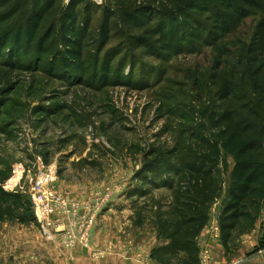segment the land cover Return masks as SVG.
Here are the masks:
<instances>
[{"label": "rangeland", "instance_id": "obj_1", "mask_svg": "<svg viewBox=\"0 0 264 264\" xmlns=\"http://www.w3.org/2000/svg\"><path fill=\"white\" fill-rule=\"evenodd\" d=\"M77 1L81 57L68 67L59 52L66 51L63 34L69 33L63 17L69 0H0V170L10 174V182L21 169L25 176H35L39 167L45 168L56 174L60 191L77 199L112 189V206L98 223L93 242L100 250L111 243L114 250L96 260L91 250H66L48 240L36 222H4L0 264H109L108 258H117L120 264H180L179 258L153 256L167 242L159 241L147 223L143 229L135 225L133 207L138 200V210L149 203L156 211L170 192L154 185L175 177L167 168L183 169L182 159L198 152V140L212 139L208 111L216 108L214 101L209 107L208 80L213 53L197 43L190 49L193 43L184 35L176 42L182 45L172 46L171 53L163 51L160 58L142 52L141 46L160 50V25L176 27L181 34L190 28L199 31L193 21L185 23L168 0ZM51 2L54 9L43 18ZM137 9L143 12L144 23L131 29L121 17ZM260 18L248 19L231 37H251ZM54 24L58 28L54 48L42 56L37 44ZM49 40L45 37L44 45ZM197 84L207 93L203 103ZM147 163L157 167L150 175L154 185L137 179L145 176ZM233 166V157L223 154L220 169L227 183ZM136 189L149 194L141 198ZM26 215L30 220L31 212ZM207 239L209 244L213 238ZM261 239L264 234L259 243ZM256 257L253 264L264 262V255Z\"/></svg>", "mask_w": 264, "mask_h": 264}, {"label": "trees", "instance_id": "obj_2", "mask_svg": "<svg viewBox=\"0 0 264 264\" xmlns=\"http://www.w3.org/2000/svg\"><path fill=\"white\" fill-rule=\"evenodd\" d=\"M168 3L185 23L193 21V27L199 31L190 28L189 33L184 31L181 34L176 27L160 25L157 31L160 50L154 52L150 46H141L144 47L142 52L148 57L160 58L165 55L163 51L171 53L172 46L182 45L176 44L182 35L190 37L189 42L193 43L190 49H194L196 43L211 48L214 66L208 80L209 107L214 101L216 110L208 113L214 135L212 139L198 140V152L190 159H182L183 169L168 167V173L175 177H167L161 184L150 182V175L157 167L150 163L145 165V176L140 175L137 179L142 178L158 189H167L170 195L159 203L156 211L150 209L149 203L138 210L139 201H135L134 222L142 229L147 223L157 233L159 241L167 242L155 249L153 256L162 254L169 261L179 258L180 264H199L197 239L208 225L212 206L223 196L226 186L227 198L219 222L221 241L227 253L235 249L236 229L240 225L252 228L264 210V0H168ZM54 6L55 2H51L42 17L48 16ZM78 7L79 1L71 0L63 17V28L69 35L63 34L66 51L59 52V59L68 67L77 65L81 57L77 47L82 34L75 28L79 24ZM258 15L261 18L251 37H231L238 26ZM6 17L2 16V21ZM121 18L129 28L137 29L144 23L145 16L137 9L135 14L123 13ZM198 18L204 20L202 25ZM57 29L54 24L37 44V52L42 56L54 48L52 41ZM45 37L50 40L44 45ZM196 87L199 101L205 102L207 93L202 85ZM223 154L234 159L228 183L220 169ZM155 155L147 154L145 158ZM9 175L0 170V223L36 222L28 198L24 201L22 194L8 193L3 189L10 180ZM148 194L146 190L136 189L135 195L146 198ZM30 212L29 220L26 213ZM259 249L264 250V239L260 240Z\"/></svg>", "mask_w": 264, "mask_h": 264}, {"label": "built area", "instance_id": "obj_3", "mask_svg": "<svg viewBox=\"0 0 264 264\" xmlns=\"http://www.w3.org/2000/svg\"><path fill=\"white\" fill-rule=\"evenodd\" d=\"M39 169L35 176H25V170L21 169L18 177L6 182L3 189L8 193L23 195L25 188H28L26 197L42 235L58 242L66 250L76 247L91 250L96 260L105 258L107 252H113L111 243L104 250L95 248L93 236L98 223L104 218L105 210L112 206L114 191L107 189L91 199H77L58 189L54 172ZM208 237L221 239L219 224L208 223L199 237V264H211L213 260Z\"/></svg>", "mask_w": 264, "mask_h": 264}, {"label": "crops", "instance_id": "obj_4", "mask_svg": "<svg viewBox=\"0 0 264 264\" xmlns=\"http://www.w3.org/2000/svg\"><path fill=\"white\" fill-rule=\"evenodd\" d=\"M225 198H227V186L225 187L223 196L214 204L212 212L215 214L211 216L209 223L220 224L219 218L222 212ZM262 225H264V210L262 211L260 218L254 223L252 228L247 227L246 225H240L236 229L234 233L236 237L234 244L235 249L230 253H227L220 240L211 239L209 243V247L212 250L213 255L211 264H253L255 260H258V258L256 257L257 255H264V250L259 249V237H262L264 234V226ZM233 251L236 252V254L234 255L232 261L229 263V259L231 258L230 256H232L231 253ZM247 254L252 256L247 257ZM106 263L120 264L117 258H108V261ZM262 264H264V262Z\"/></svg>", "mask_w": 264, "mask_h": 264}, {"label": "water", "instance_id": "obj_5", "mask_svg": "<svg viewBox=\"0 0 264 264\" xmlns=\"http://www.w3.org/2000/svg\"><path fill=\"white\" fill-rule=\"evenodd\" d=\"M263 204H264V201H263Z\"/></svg>", "mask_w": 264, "mask_h": 264}]
</instances>
